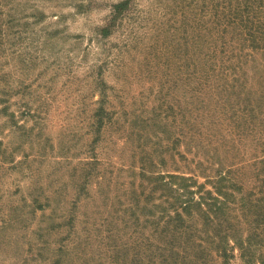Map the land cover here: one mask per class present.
<instances>
[{
  "label": "rangeland",
  "instance_id": "rangeland-1",
  "mask_svg": "<svg viewBox=\"0 0 264 264\" xmlns=\"http://www.w3.org/2000/svg\"><path fill=\"white\" fill-rule=\"evenodd\" d=\"M263 260L264 0H0V264Z\"/></svg>",
  "mask_w": 264,
  "mask_h": 264
},
{
  "label": "trees",
  "instance_id": "trees-1",
  "mask_svg": "<svg viewBox=\"0 0 264 264\" xmlns=\"http://www.w3.org/2000/svg\"><path fill=\"white\" fill-rule=\"evenodd\" d=\"M126 3V1H122V2H118L114 5V8L116 11H120V8ZM221 177V176H219ZM226 176H223L221 177V180H223V178H225ZM219 182V180H218ZM217 183V182H216ZM216 190L215 192L221 196V199H219V197H216V196H210V198L214 199L215 201H218V205L219 206H216V209L214 211V213L216 214V211L218 210H223L225 208H227V192L223 190V186L218 184V186L215 187ZM204 198V197H203ZM203 198H200L199 200L202 201L201 199ZM191 199V198H190ZM190 199H186L184 200L181 205H183V208H185L188 204H190L189 201H192ZM198 204V202H195ZM178 215H180V213H177ZM226 219H221V222L219 223V228H221V230L223 231L222 234H217L220 238H219V242L220 243H224V244H218V252L220 255H222L223 257H225L227 260H228V254H227V246H225L226 244V238L228 236H231V234H229V226H227L226 224ZM264 264V260L262 262Z\"/></svg>",
  "mask_w": 264,
  "mask_h": 264
}]
</instances>
